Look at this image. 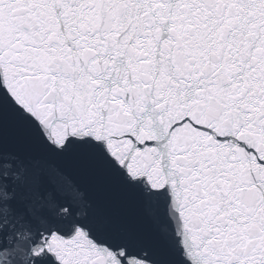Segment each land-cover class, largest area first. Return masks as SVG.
Segmentation results:
<instances>
[{
  "label": "snow or ice",
  "instance_id": "1",
  "mask_svg": "<svg viewBox=\"0 0 264 264\" xmlns=\"http://www.w3.org/2000/svg\"><path fill=\"white\" fill-rule=\"evenodd\" d=\"M0 264H264V0H0Z\"/></svg>",
  "mask_w": 264,
  "mask_h": 264
}]
</instances>
